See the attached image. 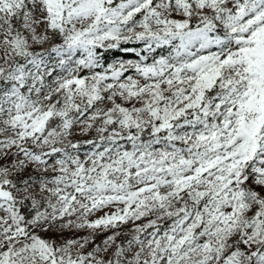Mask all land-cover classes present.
<instances>
[{"label": "snow or ice", "instance_id": "snow-or-ice-1", "mask_svg": "<svg viewBox=\"0 0 264 264\" xmlns=\"http://www.w3.org/2000/svg\"><path fill=\"white\" fill-rule=\"evenodd\" d=\"M0 264H264V0H0Z\"/></svg>", "mask_w": 264, "mask_h": 264}, {"label": "rangeland", "instance_id": "rangeland-1", "mask_svg": "<svg viewBox=\"0 0 264 264\" xmlns=\"http://www.w3.org/2000/svg\"><path fill=\"white\" fill-rule=\"evenodd\" d=\"M116 55H120V54L119 53H116ZM124 58H131V57H129V56L126 55Z\"/></svg>", "mask_w": 264, "mask_h": 264}]
</instances>
